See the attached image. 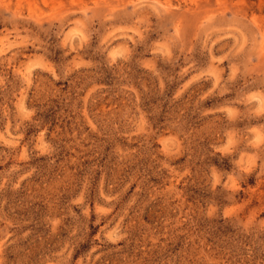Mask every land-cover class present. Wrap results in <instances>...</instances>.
I'll list each match as a JSON object with an SVG mask.
<instances>
[{
  "label": "clouds",
  "instance_id": "clouds-1",
  "mask_svg": "<svg viewBox=\"0 0 264 264\" xmlns=\"http://www.w3.org/2000/svg\"><path fill=\"white\" fill-rule=\"evenodd\" d=\"M0 264H264V0H0Z\"/></svg>",
  "mask_w": 264,
  "mask_h": 264
},
{
  "label": "rangeland",
  "instance_id": "rangeland-1",
  "mask_svg": "<svg viewBox=\"0 0 264 264\" xmlns=\"http://www.w3.org/2000/svg\"><path fill=\"white\" fill-rule=\"evenodd\" d=\"M57 87H59V85H57ZM115 101L111 100L109 96H104L103 99L101 100H97L96 101V105H95V108L94 110L95 111H98V112H103L105 109H109L112 107V104L114 103ZM53 103H55V101H53ZM78 106H82V105H78ZM50 116L53 115L52 113L49 114ZM69 115L72 117L71 120H68V126L71 127L72 123L75 121L76 119V114L74 113H69ZM65 119H67V117H65ZM53 124L54 126H60V127H63L62 124H60L59 122L53 120ZM87 129H85L86 131ZM85 164L88 163V161H84Z\"/></svg>",
  "mask_w": 264,
  "mask_h": 264
}]
</instances>
